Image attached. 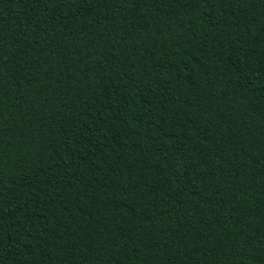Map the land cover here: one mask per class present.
Masks as SVG:
<instances>
[{"label":"trees","instance_id":"16d2710c","mask_svg":"<svg viewBox=\"0 0 264 264\" xmlns=\"http://www.w3.org/2000/svg\"><path fill=\"white\" fill-rule=\"evenodd\" d=\"M0 264H264V0H0Z\"/></svg>","mask_w":264,"mask_h":264}]
</instances>
